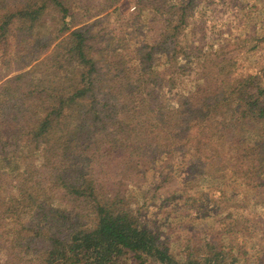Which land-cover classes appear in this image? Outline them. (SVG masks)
Instances as JSON below:
<instances>
[{"label": "trees", "instance_id": "16d2710c", "mask_svg": "<svg viewBox=\"0 0 264 264\" xmlns=\"http://www.w3.org/2000/svg\"><path fill=\"white\" fill-rule=\"evenodd\" d=\"M200 2L133 0L136 42L82 0H0V264H264L233 239L264 217V68L182 48Z\"/></svg>", "mask_w": 264, "mask_h": 264}, {"label": "rangeland", "instance_id": "374dc122", "mask_svg": "<svg viewBox=\"0 0 264 264\" xmlns=\"http://www.w3.org/2000/svg\"><path fill=\"white\" fill-rule=\"evenodd\" d=\"M106 0H82L81 5L87 6V8L81 9L85 12V9H90L91 14L101 11L100 14H95L94 17L88 18L87 24L89 25L93 21H100V27L104 29L103 33H107L112 36V34H117L123 36L124 33L132 34L131 37L135 38L138 42V35L140 30L137 26L132 28H126L125 24L129 17L136 12L133 0H120L115 6L111 7L107 11H102L101 8L106 7ZM195 15L198 17L192 21V26L188 28V42L182 41V48L188 49L199 56L204 55L208 50L219 49L222 45L226 44L225 50L230 53L229 56L236 58L237 68H235L234 78H238L248 73H257L264 68V45H257L255 42L244 43L243 51L240 49L241 39L243 41H248L253 33L262 32L260 36L264 35V0H201L199 7L196 10ZM124 25V26H123ZM97 26L95 29H98ZM208 49V50H207ZM241 52V53H240ZM99 56L102 57V53L99 52ZM180 56L182 54L180 53ZM109 58L115 59L118 56L110 54ZM185 60V59H184ZM183 60V61H184ZM186 62V60H185ZM185 62H181L184 64ZM191 66L192 64L189 63ZM209 64L207 63L205 67ZM200 64L197 68H200ZM190 70V75H193V79L197 77L196 70ZM166 104L174 105L179 102V98L174 95L172 98L164 96ZM149 179V177H148ZM143 184V181L141 182ZM146 184V183H145ZM144 185V184H143ZM173 190H178L176 186L170 188V192ZM198 192V191H196ZM195 194V192H193ZM252 204L249 203L248 207L245 209V214L248 215V211L251 209ZM186 208L184 205H180L179 211H183ZM262 211L260 207L255 209V212ZM198 214L197 212L193 213ZM252 215V213H250ZM210 223H204L201 225H189L184 223L180 225L177 221L175 225V230L171 228L170 232L173 231L178 236L187 234L190 231L196 230L200 233L203 226L211 225L214 223L213 220H206ZM188 224V225H186ZM227 230V226H224ZM264 232V217L253 220L246 225L244 233H236L233 236L236 247L243 248L251 254L252 259L264 258V253H258L259 247L264 251V237L262 234ZM218 243H221L218 241ZM180 256V251L179 254Z\"/></svg>", "mask_w": 264, "mask_h": 264}]
</instances>
